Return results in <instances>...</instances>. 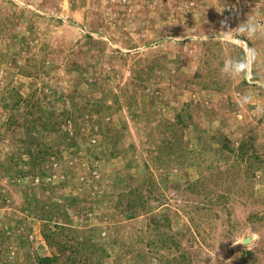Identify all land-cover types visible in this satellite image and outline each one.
<instances>
[{
    "label": "rangeland",
    "instance_id": "1",
    "mask_svg": "<svg viewBox=\"0 0 264 264\" xmlns=\"http://www.w3.org/2000/svg\"><path fill=\"white\" fill-rule=\"evenodd\" d=\"M249 22L264 0H0V264H264Z\"/></svg>",
    "mask_w": 264,
    "mask_h": 264
},
{
    "label": "clouds",
    "instance_id": "2",
    "mask_svg": "<svg viewBox=\"0 0 264 264\" xmlns=\"http://www.w3.org/2000/svg\"><path fill=\"white\" fill-rule=\"evenodd\" d=\"M239 27L242 32H247V34L251 36L257 32L258 28H264V25H257L255 23L249 22L248 24L240 25ZM224 28H228L227 21L221 22V29L223 30ZM228 30H230V28H228ZM249 51L254 53L253 49H250ZM247 67H248L247 61H240V62L228 61L225 63L226 72L229 70H233L238 73L244 72L246 75Z\"/></svg>",
    "mask_w": 264,
    "mask_h": 264
},
{
    "label": "trees",
    "instance_id": "3",
    "mask_svg": "<svg viewBox=\"0 0 264 264\" xmlns=\"http://www.w3.org/2000/svg\"><path fill=\"white\" fill-rule=\"evenodd\" d=\"M88 36H89V38H92V36L90 35V34H88ZM168 123H170V122H168ZM224 147L227 149V150H229V146L227 145V144H225L224 145ZM29 154V158L31 159V157H32V153H30V152H28ZM43 153H45V152H41V150H37V153H36V155H37V157H34L33 159H32V161H33V163H36L37 161H39V159H41V160H44V158H41L42 157V155H43ZM35 156V155H34ZM141 160V159H140ZM19 163H21V162H19ZM143 165H144V163H143ZM25 170H28V169H25ZM23 174V173H22ZM146 179H148L149 180V178L148 177H146ZM148 190H150V188L148 189ZM135 193V196H137V197H142V195H141V192L139 191V190H137L136 192H134ZM122 198L120 197V200H121ZM140 207H142V208H147L148 206L145 204V202L143 201V202H140ZM132 210V209H131ZM47 237H48V235H47ZM51 236H49V238H50ZM151 237H153V236H151L150 235V238ZM152 242H154V238H152ZM58 243H60V242H58ZM155 244V243H154ZM176 247H177V249L179 248L178 247V245H176ZM49 258H52V257H46L45 259H49ZM51 260V259H50ZM176 260H177V263L178 264H190L189 263V261H188V258L187 257H185L184 256V253H179L178 254V256L176 257ZM184 262V263H183Z\"/></svg>",
    "mask_w": 264,
    "mask_h": 264
}]
</instances>
